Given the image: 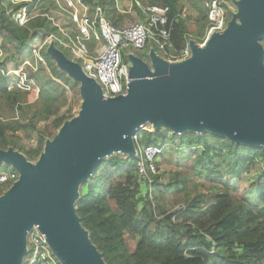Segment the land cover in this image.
I'll return each instance as SVG.
<instances>
[{"label": "water", "instance_id": "water-1", "mask_svg": "<svg viewBox=\"0 0 264 264\" xmlns=\"http://www.w3.org/2000/svg\"><path fill=\"white\" fill-rule=\"evenodd\" d=\"M238 7L226 29L203 46L189 41L191 56L185 60L169 62L153 50L150 65L130 56V87L113 98H103L79 64L52 44L47 47L57 67L81 82L84 104L45 143L37 163L13 149L0 150V161L20 174L0 196V264H21L33 222L63 264H106L72 199L107 153L119 148L133 155L130 134L142 122L164 124L174 133L206 130L238 144L264 145V0H243Z\"/></svg>", "mask_w": 264, "mask_h": 264}, {"label": "trees", "instance_id": "trees-1", "mask_svg": "<svg viewBox=\"0 0 264 264\" xmlns=\"http://www.w3.org/2000/svg\"><path fill=\"white\" fill-rule=\"evenodd\" d=\"M189 1L198 12L196 29L184 19L174 23L171 40L177 50L184 46L189 33L195 37L202 35L206 23L202 0ZM149 2L168 5L170 16L183 9L181 0ZM97 3L103 7L106 17L117 24L112 20L115 0H97ZM36 28L47 32L56 29L45 18L33 19L28 27L13 25L0 9L1 49L7 53L5 60L0 61V69H5L6 60L18 66L29 56L31 48L27 39L31 35L38 37L33 31ZM263 42L264 39L260 43ZM54 73L59 74L57 70ZM7 84L8 78L0 71V98L18 114L17 119L0 120L1 146L9 145L34 160L42 153L46 136H51L71 116L68 112L59 114L60 104H55L45 89L39 90L31 102L28 97L31 91L8 90ZM77 100L73 98L74 103ZM40 101L43 102L41 109ZM39 121H49L44 130L37 128ZM7 131L12 134L8 136ZM17 131H23L26 137L37 132L36 146L24 150L15 143L12 138L17 137ZM141 139L145 145L165 146L162 157L168 148L187 149L182 154L185 158L193 157V161L186 164L184 175L179 177L180 172H176L165 183L159 174L151 190L153 194L159 192L156 200L162 192L172 190L188 201L175 211L162 210L153 204L147 187L139 182L133 157L112 155L102 159L75 212L106 264H264V147L229 143L210 132L199 134L187 130L181 133L159 129L142 131ZM198 147L199 152L195 150ZM255 166L259 170L251 183L256 200L250 201L242 195L237 183L250 175ZM192 171L202 179L200 185L205 190L197 195L187 190L186 174ZM154 183L158 185L155 191ZM129 239L133 240L131 245Z\"/></svg>", "mask_w": 264, "mask_h": 264}, {"label": "built area", "instance_id": "built-area-1", "mask_svg": "<svg viewBox=\"0 0 264 264\" xmlns=\"http://www.w3.org/2000/svg\"><path fill=\"white\" fill-rule=\"evenodd\" d=\"M12 7L6 6L5 15L8 20L16 26L28 27L30 21L35 18H45L55 30L47 32L44 28L42 33L37 32L38 38L29 36L27 45L37 57L38 68L45 67L47 62L43 55L47 47L52 44L68 49L72 54V61L80 60L84 74L94 79L100 87L103 98H113L120 94L127 93L130 84V68L127 63L126 53L128 50L143 51L145 46L154 42L157 46L159 57L169 62H178L191 56L189 40L180 49H175L171 40V31L174 23L179 19H184V15L179 14L170 16L168 5L148 4L141 6L139 20L129 24H114L105 15L103 7L97 2L90 6L87 0H7ZM52 4L53 8L58 9L69 18L68 23L57 21L55 16L43 11V4ZM49 4V5H50ZM201 6L204 10L205 29L201 37L203 46L206 40L213 33L223 32L228 24L226 9L230 10L228 0H202ZM71 29V31H70ZM43 50V51H42ZM25 66H31L29 61L24 60ZM36 68L35 70H37ZM3 76L8 78L7 89H18L29 91L31 81L34 79L30 73L18 67L10 70L6 67L2 70ZM21 71L17 83L11 75H17ZM38 92V90L36 91ZM154 127L149 122H142L134 129L130 138L132 140L133 155L135 160L134 171L143 185L149 191L152 201L153 180L159 174L158 163L162 159L165 146L145 145L141 139L142 131L154 132ZM19 172L12 168L8 171H0V184L7 183L8 186L19 179ZM154 204V203H153ZM179 209V208H177ZM30 252V256H25ZM22 260L26 264H63L57 257L47 241L44 232L33 222L30 229L26 232L25 253Z\"/></svg>", "mask_w": 264, "mask_h": 264}, {"label": "rangeland", "instance_id": "rangeland-1", "mask_svg": "<svg viewBox=\"0 0 264 264\" xmlns=\"http://www.w3.org/2000/svg\"><path fill=\"white\" fill-rule=\"evenodd\" d=\"M149 1L150 0H115L116 11H115V16L112 15V20L115 19L118 25L129 24V23H133V22L139 20L140 17L143 16L141 14L140 5L144 6V5L151 4ZM242 1L243 0H228V4L230 7H232V9H230V10L226 9L227 21L229 19L231 20L234 17L235 13H237L239 11L238 4ZM96 2H97V0H92V1H89L88 3H90V6H92L93 4H96ZM49 4H43L42 5L43 11L46 10L47 12H49V14L55 16L57 21H60L62 24L68 23L67 26H69V21H70L69 18L66 17V15L63 14L58 9L53 8L54 5L51 6L52 4H50V5ZM8 5H9L8 9H10L12 7V5L7 0H0V6L4 12V15H5L6 6H8ZM181 5H183V9H182L181 13L186 18V23H188L192 29L193 28L196 29V18H197L196 16L198 15V12H197V9L194 7V4L192 3V1H189V0H181ZM236 21L238 22V18H236ZM69 27H71V26H69ZM204 29H205V26H204L202 31H204ZM70 31H71V29H70ZM202 35L195 37L193 34L189 33L187 35V39L189 41H193L196 45L201 46ZM260 45H261V49H262L261 64L264 67V42L260 43ZM54 48L62 51V53L64 54V56L67 59H72V54L68 49H66L62 46H59V45H57V46L54 45ZM43 50L45 51L46 49H43ZM149 50H153L159 56L157 46L154 42H152L151 46L150 45L145 46L143 51H134L131 49L128 50V52L126 53V59H124V62L128 64L129 68H131L133 66V62L128 58L130 56H134V57L141 59V60L145 59L146 62L150 65V62H149L150 56L148 54ZM6 54L7 53L1 49V37H0V61L1 62L5 60ZM45 58H46L47 64L45 67H42L41 69L38 68L41 65L39 64L37 57L34 55V53L32 51L30 52L29 56H26L18 66L10 60H6L5 64H6L7 68H10V70L18 67V69L23 70L25 72V74H28V73L34 74V76L32 77L34 80L31 81V88L29 90V91H31V93L28 95V97H30L29 99H32L31 102L34 101L35 98L37 97L36 91L37 90L39 91L42 88L45 89L55 99L54 100L55 104H60L59 114H65L66 112H68V114H70L71 118L66 120L64 122V124H65L66 122L71 121L74 117L78 116L80 114V111L82 110V107L84 104V99H83V96H82L81 91H80L81 82L79 80H75L74 77L70 76L65 70L59 69L57 67V64H56L53 57H51L48 54H45ZM24 60L29 61L30 64H32V67L28 66V65L25 66L23 64ZM163 60H165V59H163ZM76 62L81 63L80 60H76ZM36 68H38V69L35 70ZM54 70H57L59 72V74L56 75L54 73ZM17 72H18L17 75H13V76L11 75V77L16 79L15 81L17 83H21V79H18L19 75H21L20 74L21 71H17ZM73 98H78V100L74 103ZM42 104H43V102L40 101L39 109L42 108ZM17 117H18V114L15 112L13 113L10 110L8 104L2 98H0V120H2V121L3 120L4 121L12 120V119H17ZM48 122L39 121L37 124V128L40 130H44V126ZM156 129L164 130L167 132L173 131L170 127H167L164 124L158 125L156 127ZM58 130L59 129H57L51 136H46V138H45L46 143L54 140V138L56 137V135L58 133ZM204 132H209V131L204 130L202 132H196V133L200 134V133H204ZM6 133L8 136H10L12 134L11 131H7ZM172 133H174V132H172ZM15 134L17 137H13L12 140L15 143L19 144L20 146H22L24 150H28V149L34 148L36 146L37 132H33L30 135V137H26V135L23 131H17V132H15ZM223 138L229 143L238 144V143L234 142L233 140H231L227 137H223ZM1 145H3L2 142H0V150L13 149L9 145L6 147L1 146ZM254 147H264V145H257ZM166 150L167 151H165V154L162 157L163 159H161V161H159V163H158V166H159V173L158 174H160V179L165 183L168 182L173 177V175H175L176 172H180V174H178V176L182 177L185 173V170H186V164L190 165L191 162L193 161L192 160L193 157L185 158L184 155L182 154L184 152H187V149H181L180 151H177L175 149H171V148L169 149L168 148ZM195 150L199 152L201 150V148L198 147ZM14 151L21 153L22 155H24V157L27 160H29L23 151H18V150H14ZM42 153H43V150H42ZM41 154L38 157H36L34 160L30 159L29 161H31L33 163H37ZM112 155H117L119 157H123V156L128 155V153L124 152L123 150H121L119 148L113 149L110 153H107L103 159L109 158ZM259 164H261V163H259ZM6 165H8V162L1 160L0 161V171L4 172V170L5 171L10 170V168H8V166H6ZM258 170H259V166H255L252 169V173L250 175L244 177V179L242 181L237 183V185L240 188L242 195L244 197L248 198L250 201L256 200L255 192L253 189L254 186L251 182H252V179L255 176L256 172H258ZM92 175H93V171L91 173H89L88 177L84 181L80 182L78 184V186L76 187L75 196L72 199V207L74 208V210L76 209V206H77V203H78L80 197L87 192V189H88L87 184L89 183ZM186 179H187L186 180L187 190L190 191L191 195H194V193H196V195H197V194L205 191L204 187L202 185H200V182L202 179L195 177V174L193 171L186 174ZM107 185L105 186V189L107 188ZM8 187L9 186L7 183L0 184V196H2L4 193L7 192ZM157 187H158L157 183H154V186H153L154 191L157 189ZM159 189L162 190L161 187ZM171 191L172 190H170L166 193L162 192L161 193L162 195H160L158 200H156L155 196L157 194H159V192H156L154 194L152 193V195H153L152 196V202L155 205L161 207V209L165 210V211H169V210L175 211V210H177V208L184 206L186 204V202L188 201V199L185 196H183L182 194L175 195L173 193V191L172 192ZM85 231L87 233L88 238L90 239L89 232L86 229H85ZM132 243H133V240L129 239V244L131 245ZM30 255H31L30 252L25 254V256H30ZM21 264H26V263L22 260Z\"/></svg>", "mask_w": 264, "mask_h": 264}, {"label": "crops", "instance_id": "crops-1", "mask_svg": "<svg viewBox=\"0 0 264 264\" xmlns=\"http://www.w3.org/2000/svg\"><path fill=\"white\" fill-rule=\"evenodd\" d=\"M148 54H149V51H148ZM45 125V124H44ZM45 143H46V139H45V142H44V146H45ZM6 166H8V168H10V169H12L13 167L11 166V164H9L8 163V165H6ZM5 171V170H4Z\"/></svg>", "mask_w": 264, "mask_h": 264}]
</instances>
